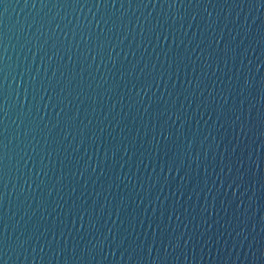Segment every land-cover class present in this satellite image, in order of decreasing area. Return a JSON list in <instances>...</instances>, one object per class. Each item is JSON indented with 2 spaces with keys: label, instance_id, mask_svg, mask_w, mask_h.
Segmentation results:
<instances>
[{
  "label": "water",
  "instance_id": "water-1",
  "mask_svg": "<svg viewBox=\"0 0 264 264\" xmlns=\"http://www.w3.org/2000/svg\"><path fill=\"white\" fill-rule=\"evenodd\" d=\"M0 264H264V0H0Z\"/></svg>",
  "mask_w": 264,
  "mask_h": 264
}]
</instances>
